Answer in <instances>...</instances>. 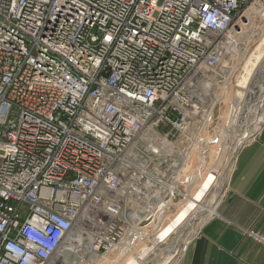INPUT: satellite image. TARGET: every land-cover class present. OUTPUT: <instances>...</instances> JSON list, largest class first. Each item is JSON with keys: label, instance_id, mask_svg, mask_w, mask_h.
<instances>
[{"label": "built area", "instance_id": "built-area-1", "mask_svg": "<svg viewBox=\"0 0 264 264\" xmlns=\"http://www.w3.org/2000/svg\"><path fill=\"white\" fill-rule=\"evenodd\" d=\"M263 18L264 0H0V264L156 244Z\"/></svg>", "mask_w": 264, "mask_h": 264}, {"label": "rangeland", "instance_id": "rangeland-1", "mask_svg": "<svg viewBox=\"0 0 264 264\" xmlns=\"http://www.w3.org/2000/svg\"><path fill=\"white\" fill-rule=\"evenodd\" d=\"M261 21L263 23L264 18L261 19ZM254 28L255 30H257V26H254ZM260 30L262 31V33L261 37L258 40H260L261 43L262 37L264 36V23L263 26L260 27ZM248 46L246 47V51L248 49ZM253 49L254 46L253 44H251L249 54H251ZM256 63L255 64L257 66L255 65L256 67L254 69L252 68L253 71L249 76L245 87L243 85L241 86V83L238 81V73V76L236 75V77H238L237 80L235 78L233 81V84H235L236 81L237 83L239 82L238 85L236 84V92L235 88L229 90V88L224 85L219 88V91L222 90V92H219L220 94H222L221 103H218V106L214 108V118L212 122L209 124H205L203 128H201V126L199 128L195 127L196 136L201 131L197 137L198 143L200 142V139L203 138L205 140L203 142V145L206 144L207 147H210L207 151V157L205 158L206 168L204 169V173L200 174L199 180L196 181L195 186L190 192V196L186 197V199H184L183 197L177 198L175 202V209H170L165 213L162 222V230L159 232L161 234L165 232L163 236L161 235V238H163L160 239L162 243L161 248H156V245H154L155 243H153V246L148 247L149 241L145 239L142 243L139 244L138 242L134 246L132 254H130V256H128L127 258L118 259V254L116 255V253L107 254L101 257H96L95 259L93 258L94 261L92 259V264H173L176 258L179 256L180 252L197 236L200 231V228L210 216V214L208 215V213L204 212L205 209H207L209 206H215L216 208L225 192V189L227 187L228 175L239 149L244 143L254 137L256 131H258L264 126V99L262 101L261 99H258V96L262 95L261 93L264 92V57ZM240 91L243 93V96L241 97V106L237 107L243 108L244 110L241 114H239L241 116L240 118H238V122H236L237 127L234 129V135H231L230 138L228 136L226 137V140L224 141L226 147H224L221 145L222 140L220 139H222V136L224 139V130L228 126H231L230 124L232 123L233 113L235 110L233 98H235L236 94H240ZM255 102H257L258 104H255ZM256 105L259 106V110L255 107ZM254 107L258 110L257 112H255L256 116H254L253 113ZM220 124L223 125V128H220V131L217 132L216 137L215 134ZM221 131H224L223 134ZM229 131L233 133L232 126ZM203 133H206V135L209 134V136L207 137L208 139L206 138V136H204ZM244 135V140L241 141L240 138ZM180 139H184V136L180 137ZM217 139L220 140V142H217ZM216 146H218L219 148H217ZM232 149L237 150L235 154L231 158H229V161L226 162V165L223 170L224 172L220 171L217 172L216 176L213 175L214 180L212 179L208 186V189H204L203 186L206 183L205 180L208 179V174L212 173L213 170V168L211 169V167L214 164H224V159L229 155ZM196 165L193 167L196 168ZM194 171L195 170L192 169V174L194 173ZM196 196L202 200L198 202L197 207L194 206L193 209L189 211L188 209H186V205L189 200H194L193 198H195ZM191 214H195L192 219L190 216ZM177 218H179V220L175 222ZM179 240L180 244L178 245L177 241ZM153 247L156 248V250L153 249ZM174 248H176L175 251L173 250ZM170 252H173L172 255L170 254Z\"/></svg>", "mask_w": 264, "mask_h": 264}, {"label": "crops", "instance_id": "crops-1", "mask_svg": "<svg viewBox=\"0 0 264 264\" xmlns=\"http://www.w3.org/2000/svg\"><path fill=\"white\" fill-rule=\"evenodd\" d=\"M173 264H264V126L239 149L215 212Z\"/></svg>", "mask_w": 264, "mask_h": 264}, {"label": "bare ground", "instance_id": "bare-ground-1", "mask_svg": "<svg viewBox=\"0 0 264 264\" xmlns=\"http://www.w3.org/2000/svg\"><path fill=\"white\" fill-rule=\"evenodd\" d=\"M264 57V38L262 39V42H261V44L256 48V50H255V52L251 55V57L249 58V60H248V62L246 63V65H245V67H243V70H242V73H241V76H239L240 77V83H241V86L243 85L244 87H245V84L247 83V81H248V79H249V76L251 75V73H252V71H253V69L257 66L256 64V62H258L259 60H261V58H263ZM256 63V64H255ZM256 65V66H255ZM250 66V67H249ZM247 67V68H246ZM253 68V69H252ZM255 71V70H254ZM255 74V73H254ZM262 76V75H261ZM237 90H236V86H235V92H236ZM241 92V91H240ZM252 93V92H251ZM262 95H259L258 97V99H261V101L264 99V92H262L261 93ZM243 96V93L241 92L240 94H239V99H238V101L235 103V104H237L236 106H241V104H240V102H241V97ZM257 99V100H258ZM235 101V100H234ZM244 102V101H243ZM247 102V101H246ZM214 104H215V102H214ZM255 104H258L257 102H255ZM220 105V104H219ZM218 106V103L215 105V108ZM257 109H258V105H256L255 106ZM263 107V106H262ZM243 109V108H242ZM255 109V108H254ZM256 109V110H257ZM259 110V109H258ZM257 110V111H258ZM257 111H255V112H257ZM231 113V112H230ZM237 114V113H236ZM239 116H241V115H239ZM239 116H238V118H239ZM254 116H256V114H254ZM260 118V117H259ZM233 120H232V123L230 124L231 126H232V128H233V130L237 127V125H236V122H237V118H232ZM246 119V118H245ZM263 119V118H262ZM231 120V119H230ZM261 120V119H260ZM243 121H244V119H243ZM221 126H222V128H223V125L222 124H220V128H221ZM231 126H228L229 128H228V130H226L225 129V133H229L230 131H229V129L231 128ZM220 128H217V131H216V137H217V132L218 131H220ZM225 128V127H224ZM233 132H235V131H233ZM224 135H226V134H224ZM228 137H230V136H228ZM244 137H245V135H244ZM243 137V138H244ZM208 139V138H207ZM229 139V138H228ZM214 140V139H213ZM220 140H222L221 141V145L222 146H224V147H226V144H225V140H226V136H224V139H223V136H222V139H220ZM220 140H218L217 139V142H220ZM214 142V141H213ZM230 142V141H229ZM225 145H224V144ZM232 144V143H231ZM238 144V143H237ZM217 148H219L218 146H216ZM224 147H223V149H224ZM231 147V146H230ZM238 147V146H237ZM201 148H202V155L201 156H199V159H197L198 160V162H197V168H198V170L199 169H201V171H200V173L198 172L197 173V175H195L194 176V180H196V181H198L199 180V177H200V174H203L204 173V169L206 168V166H205V158L207 157V154H208V152H207V149H206V145H202L201 146ZM210 148V147H209ZM206 149V150H205ZM229 149V148H228ZM236 150L237 149H232L231 151H230V153H229V155L224 159V164H221V165H218V164H214L212 167H211V169L213 168V170H212V173H210V174H208L209 175V177H207L208 179H206L205 180V184H204V186H203V188L204 189H208V186H209V184H210V182L212 181V179H213V175H217V172H220V171H222V172H224L223 170H224V167H225V165H226V162L227 161H229V158H231L234 154H235V152H236ZM222 156V155H221ZM216 159V158H215ZM211 162V161H210ZM222 163H223V161H222ZM210 169V170H211ZM207 175V176H208ZM220 175V174H219ZM223 179V178H222ZM214 180V179H213ZM223 181V180H222ZM222 184H223V182H222ZM219 185V184H218ZM194 200H189L188 201V203H187V208L186 209H188L189 211H191L192 209H193V207L195 206V207H197L198 206V202H200L202 199H199L197 196L195 197V198H193ZM74 200V199H73ZM74 202H78V198H75V200H74ZM214 209H215V206L214 207H212V206H209L207 209H205V213H208V215L210 214V213H213V211H214ZM188 213V212H187ZM195 214H191L190 216H191V219L193 218V216H194ZM181 217H182V215H181ZM180 217V218H181ZM196 219V218H195ZM179 220V218H177L176 220H175V222H177ZM171 228V227H170ZM165 232H163V234H164ZM163 234H162V236H163ZM160 239H161V237H160ZM160 239H158V243H156L155 245H156V248H158V249H160L161 248V246H162V243H161V241H160ZM180 240L179 241H177V244L179 245L180 243ZM126 243V242H125ZM156 248H153V249H155L156 250ZM175 249L176 248H174L173 250L175 251ZM75 252H76V250H75ZM177 252V251H176ZM172 253L173 252H170V254L172 255ZM149 254V253H148ZM147 256V255H146ZM70 257V256H69ZM169 258V257H168ZM167 258V259H168ZM116 259V258H115ZM166 259V260H167ZM173 259V258H172ZM169 260V259H168ZM70 261V260H69Z\"/></svg>", "mask_w": 264, "mask_h": 264}]
</instances>
